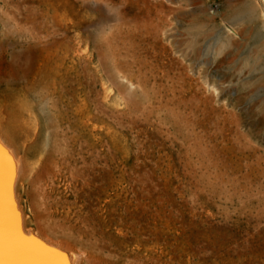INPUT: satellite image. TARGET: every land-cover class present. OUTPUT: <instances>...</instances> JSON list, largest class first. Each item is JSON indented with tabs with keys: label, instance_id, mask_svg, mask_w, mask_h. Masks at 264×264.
I'll use <instances>...</instances> for the list:
<instances>
[{
	"label": "rangeland",
	"instance_id": "374dc122",
	"mask_svg": "<svg viewBox=\"0 0 264 264\" xmlns=\"http://www.w3.org/2000/svg\"><path fill=\"white\" fill-rule=\"evenodd\" d=\"M263 78L264 0H0L24 227L71 264H264Z\"/></svg>",
	"mask_w": 264,
	"mask_h": 264
},
{
	"label": "snow or ice",
	"instance_id": "6c2138e0",
	"mask_svg": "<svg viewBox=\"0 0 264 264\" xmlns=\"http://www.w3.org/2000/svg\"><path fill=\"white\" fill-rule=\"evenodd\" d=\"M13 164L6 163L0 148V264H56L52 250L24 238L15 226L10 200L6 197Z\"/></svg>",
	"mask_w": 264,
	"mask_h": 264
},
{
	"label": "bare ground",
	"instance_id": "6f19581e",
	"mask_svg": "<svg viewBox=\"0 0 264 264\" xmlns=\"http://www.w3.org/2000/svg\"><path fill=\"white\" fill-rule=\"evenodd\" d=\"M0 148H2V150H3L6 163L10 162L11 164L14 165V167L12 168V172H11L10 183H8V185H7L6 197L10 200L11 206H12V211L15 214V218H14L15 226H16L17 230L19 231V233L22 236H24L23 233L21 232V226H20V222H19V219H18L17 211H16L17 209L15 207V201L13 199L14 195H13V182H12L13 180H12V178H13L16 166H15V163L12 161V157L10 156V154L5 150V147H3V144L1 143V141H0ZM11 184H12V187H11ZM27 240L30 241V239H27ZM31 241L35 242L38 246H42V247H44L46 249H50V248L46 247L45 245H43L41 242L37 241L36 239H31ZM50 250H52V254H51L50 258L53 261H55L56 264H69L68 260L64 256H62L61 254H59L58 252H56L53 249H50Z\"/></svg>",
	"mask_w": 264,
	"mask_h": 264
},
{
	"label": "water",
	"instance_id": "95a60500",
	"mask_svg": "<svg viewBox=\"0 0 264 264\" xmlns=\"http://www.w3.org/2000/svg\"><path fill=\"white\" fill-rule=\"evenodd\" d=\"M3 143V142H2ZM4 147L8 150V148L6 147V145L3 143ZM9 151V150H8ZM11 154V153H10ZM12 155V154H11ZM12 157V161L14 162V158L13 156ZM15 176H16V172H14V175H13V178H12V182H13V199L15 201V207H16V211H17V215H18V219H19V222H20V226H21V232L23 233V237L26 238V239H36L37 241L41 242L43 245H45L46 247L50 248V249H53L55 250L56 252H58L59 254H61L62 256H64L67 260H68V263H70V259H69V256L68 254L62 250L61 248L53 245V244H50L49 242H47L46 240H44L43 238H41L40 236L36 235L35 233L27 230L24 225H23V222H22V218H21V213L19 211V208H18V205H17V201H16V195H15ZM11 187H12V184H11ZM12 199V200H13ZM14 218H15V214H14Z\"/></svg>",
	"mask_w": 264,
	"mask_h": 264
}]
</instances>
